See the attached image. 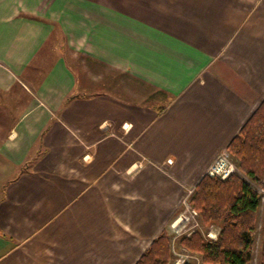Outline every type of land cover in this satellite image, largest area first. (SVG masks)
<instances>
[{
  "label": "crops",
  "instance_id": "1",
  "mask_svg": "<svg viewBox=\"0 0 264 264\" xmlns=\"http://www.w3.org/2000/svg\"><path fill=\"white\" fill-rule=\"evenodd\" d=\"M9 6L0 264H136L264 99V0Z\"/></svg>",
  "mask_w": 264,
  "mask_h": 264
},
{
  "label": "trees",
  "instance_id": "2",
  "mask_svg": "<svg viewBox=\"0 0 264 264\" xmlns=\"http://www.w3.org/2000/svg\"><path fill=\"white\" fill-rule=\"evenodd\" d=\"M238 171L262 189V193L240 174L227 178L205 174L189 197L203 227L218 223L217 238L197 229L183 235L179 244L197 255L202 264H249L264 204V99L226 147ZM171 240L167 230L152 242L136 264H169ZM193 264V263H186ZM259 264H264V221Z\"/></svg>",
  "mask_w": 264,
  "mask_h": 264
},
{
  "label": "rangeland",
  "instance_id": "3",
  "mask_svg": "<svg viewBox=\"0 0 264 264\" xmlns=\"http://www.w3.org/2000/svg\"><path fill=\"white\" fill-rule=\"evenodd\" d=\"M12 3V0H5L7 6L11 9L14 8V6L10 7L8 3ZM19 2H27L29 3L30 0H17ZM14 10V9H13ZM12 10V11H13ZM225 153L220 152L219 154L223 155L226 154L229 156L228 151L225 149ZM218 154V155H219ZM216 156L214 160L210 163L208 168L206 169V172L208 169L215 163V161L220 157ZM228 160L230 162L229 166L232 168V170L226 175L221 176L223 179L227 178L232 173H238L240 174L246 181L252 184L254 188H256L259 192H263L262 189L257 186L254 182H252L249 178L245 177L242 173L238 171V168L235 164V162L232 160V158L229 156ZM213 176V175H211ZM220 177V176H217ZM220 177V178H221ZM201 180V179H200ZM194 191V188L190 190L186 197H190ZM190 194V195H189ZM0 195H1V189H0ZM189 195V196H188ZM186 204L184 205V208H181V210L174 216V218L170 221L167 232L170 235L171 240V250H172V258L169 264H186L188 262L193 264H202L200 258L189 252L186 248H184L182 245L179 244L180 238L183 235H190L193 231L199 229L204 232V234L210 238L215 239L217 238V235L220 231V226L218 223L212 224L209 227H203L200 220L198 219V216L196 215V212L190 207L189 199L185 200ZM264 221V204H262L260 211L258 213V219H257V228H256V234H255V243L253 246V254L252 259L249 262V264H259L260 259V252H261V244H262V225Z\"/></svg>",
  "mask_w": 264,
  "mask_h": 264
},
{
  "label": "built area",
  "instance_id": "4",
  "mask_svg": "<svg viewBox=\"0 0 264 264\" xmlns=\"http://www.w3.org/2000/svg\"><path fill=\"white\" fill-rule=\"evenodd\" d=\"M222 152L225 153L226 151L223 150ZM218 156H220V157L208 169L207 173L209 175H213V176H220V177L221 176H226L232 170V168L229 166V164H230V162L228 160L229 156H227L226 154H223V155L219 154Z\"/></svg>",
  "mask_w": 264,
  "mask_h": 264
}]
</instances>
